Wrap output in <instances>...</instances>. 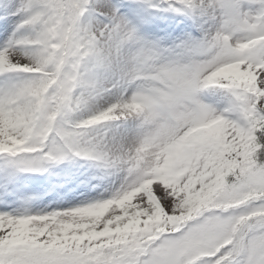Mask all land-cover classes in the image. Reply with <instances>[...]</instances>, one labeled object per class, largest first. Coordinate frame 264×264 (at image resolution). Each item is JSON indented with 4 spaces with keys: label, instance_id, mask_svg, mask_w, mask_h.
Here are the masks:
<instances>
[{
    "label": "snow or ice",
    "instance_id": "obj_1",
    "mask_svg": "<svg viewBox=\"0 0 264 264\" xmlns=\"http://www.w3.org/2000/svg\"><path fill=\"white\" fill-rule=\"evenodd\" d=\"M0 179V264H264V0H0Z\"/></svg>",
    "mask_w": 264,
    "mask_h": 264
},
{
    "label": "bare ground",
    "instance_id": "obj_2",
    "mask_svg": "<svg viewBox=\"0 0 264 264\" xmlns=\"http://www.w3.org/2000/svg\"><path fill=\"white\" fill-rule=\"evenodd\" d=\"M77 160L70 164L63 162V164L57 165L55 163L53 166L45 167V170L42 172L24 173V175H21L24 180V185L21 190L22 194L18 197V200L20 202H30L39 199L49 207L57 205L69 207L97 198L96 195L88 196V198H85L86 201L73 204H64L61 202L63 197L71 191L80 189L83 186H91L92 183H97L100 187L118 186L119 179L114 175L108 174L111 170L97 165L92 167L89 165L88 167L87 164L83 163L84 161L87 162L86 160L81 158ZM88 162L98 164L93 161ZM0 183H2V179H0Z\"/></svg>",
    "mask_w": 264,
    "mask_h": 264
},
{
    "label": "rangeland",
    "instance_id": "obj_3",
    "mask_svg": "<svg viewBox=\"0 0 264 264\" xmlns=\"http://www.w3.org/2000/svg\"><path fill=\"white\" fill-rule=\"evenodd\" d=\"M77 159H79V158L76 157L73 159H66V160L59 162V163H56V164L60 165V164H63V162L70 164V163H74L75 161H78ZM71 160H73V162H71ZM83 163L87 164L88 167H89V165H91L90 167L98 165V164L88 162V161L87 162L84 161ZM54 164L55 163H53L50 166H53ZM21 175H24V173ZM70 180L72 181V179H70ZM105 188H107V186L100 187L97 183H92L91 186L90 185L88 187L83 186L80 189H76L74 191H71L65 197H63V200L61 202H63L64 204L81 203L83 201H86L85 198H88V196L96 195V197H97L99 194H104L106 196L107 193L105 192Z\"/></svg>",
    "mask_w": 264,
    "mask_h": 264
}]
</instances>
